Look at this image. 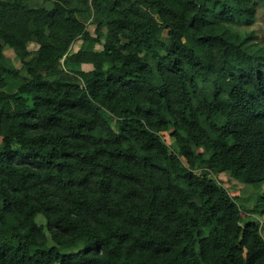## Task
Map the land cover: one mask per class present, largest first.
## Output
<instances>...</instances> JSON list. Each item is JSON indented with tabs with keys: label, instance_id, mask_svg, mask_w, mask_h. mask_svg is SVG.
<instances>
[{
	"label": "trees",
	"instance_id": "trees-1",
	"mask_svg": "<svg viewBox=\"0 0 264 264\" xmlns=\"http://www.w3.org/2000/svg\"><path fill=\"white\" fill-rule=\"evenodd\" d=\"M262 4L0 0V264H264Z\"/></svg>",
	"mask_w": 264,
	"mask_h": 264
},
{
	"label": "rangeland",
	"instance_id": "rangeland-1",
	"mask_svg": "<svg viewBox=\"0 0 264 264\" xmlns=\"http://www.w3.org/2000/svg\"><path fill=\"white\" fill-rule=\"evenodd\" d=\"M233 27L242 33L254 30L256 32V37H253L251 41L253 43H263L264 42V4H262L261 6L258 7L257 20H256L254 25H251V26H249V25H245V26L234 25ZM92 29H94V27H92ZM76 50H77V46L75 45L74 50L72 52L75 53ZM6 54L8 55L9 58L12 59L13 64L16 67H21V65H18L16 63V61L14 60L13 53H11L10 51H6ZM9 54H10V56H9ZM13 64H12V62L10 63L12 69L15 71L17 68ZM188 71H190V68H188ZM223 178L226 181V183L229 186H231L233 191L236 193H240L242 195H248L251 192V189H253V187L251 185L239 182L236 179L229 176L228 174L223 175Z\"/></svg>",
	"mask_w": 264,
	"mask_h": 264
},
{
	"label": "clouds",
	"instance_id": "clouds-1",
	"mask_svg": "<svg viewBox=\"0 0 264 264\" xmlns=\"http://www.w3.org/2000/svg\"><path fill=\"white\" fill-rule=\"evenodd\" d=\"M75 45L77 46V45H78V42H75V43L73 44V47H72L73 50H74V46H75ZM73 50H72V51H73ZM9 51H10V50H9Z\"/></svg>",
	"mask_w": 264,
	"mask_h": 264
}]
</instances>
